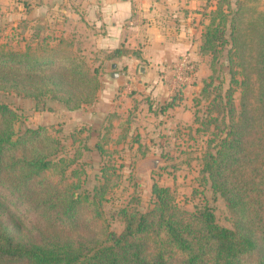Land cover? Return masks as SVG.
Here are the masks:
<instances>
[{"label": "trees", "instance_id": "16d2710c", "mask_svg": "<svg viewBox=\"0 0 264 264\" xmlns=\"http://www.w3.org/2000/svg\"><path fill=\"white\" fill-rule=\"evenodd\" d=\"M212 6L199 51L212 56L214 72L228 67L230 84L223 92L213 73L202 89L215 93L206 117H197L198 130L208 133L199 175L226 201L233 226L220 224L209 205L181 207L169 186L155 182L151 208L120 209L121 232L106 219L100 234L89 232L81 207L88 202L94 217H103L108 182L93 194L78 192L77 157L61 155L60 141L44 126L23 128L18 111L0 101V264H252L246 258L253 253V264H264V8L258 0H212ZM37 38L24 49L0 46V92L69 110L95 102L104 62L95 66L64 38ZM128 53L119 47L105 57ZM182 100L179 94L161 108ZM50 170L56 180H48ZM108 172L102 168L107 181ZM23 207L37 212L30 221L37 234H20Z\"/></svg>", "mask_w": 264, "mask_h": 264}, {"label": "rangeland", "instance_id": "374dc122", "mask_svg": "<svg viewBox=\"0 0 264 264\" xmlns=\"http://www.w3.org/2000/svg\"><path fill=\"white\" fill-rule=\"evenodd\" d=\"M258 1L260 8H264V0ZM173 2L177 5L170 10L169 7L164 9V18L169 19L171 24L182 23L181 20L186 19L188 24L184 26L182 23L180 29L184 28V32L192 38L199 36L201 29L202 34L209 22L208 14L211 10L206 5L212 4V0ZM190 4H193L192 7H184ZM201 4L202 9L199 7ZM179 8L181 13L177 11ZM196 8H199L197 15L193 12ZM8 10H11L10 4L7 12L0 11V46L19 50L24 49L27 42H36L35 30L30 31L31 36L25 42L23 38L26 29L19 23L13 24L10 14L15 9ZM196 22H200V26L195 25ZM176 30L161 29L169 32ZM46 32L44 31L43 36ZM169 36L171 35L168 34ZM200 45L201 41L199 46L190 42L185 50L160 62L147 58L135 61L125 58L118 61L116 69L130 72V78L120 77L121 84L115 87L110 85L113 82L110 75L112 63L105 62L103 68L100 67L103 88L98 93V99L76 110H69L63 104L51 100L43 107L31 98L0 92V101L8 102L20 114L23 128L44 126L60 141L61 155L77 157L72 167L81 170L82 187L78 192L93 194L103 183L108 182L106 199L102 205L103 217L95 218L88 202H84L85 205L81 207L82 218L89 220V232L100 234L105 219L110 222L111 229L121 232L125 222L120 209L125 206L141 211L151 208L155 202L152 192L155 182L169 186L181 207L192 211L202 205H209L220 224L233 226L226 201L200 179L201 154L208 133L198 130L202 125L197 121V117H206L210 99L215 93L213 87L212 94L202 93L206 82L210 81V75L214 73V84L223 82L222 91L225 92L230 84V74L228 67L214 72L212 56L202 55ZM79 47L82 48V45ZM85 55L91 62L94 59L92 63L95 66L100 63L94 49L87 50ZM183 56H187L194 65L187 80L177 78L176 68ZM140 67H143L142 73L139 71ZM179 94H183L179 105L162 110L161 105ZM240 96V89H237L234 94L237 103ZM97 142L103 145V152L96 146ZM105 166L109 169L108 174H111L108 181L102 174ZM46 173L48 180L58 178L53 170ZM72 179L69 177V181ZM21 210L25 224H21L20 234H37L38 230L32 229L34 224H30L31 220L37 218V212L27 211L24 207ZM81 232L89 234L86 229ZM257 256L258 253H253L246 259L253 258V264Z\"/></svg>", "mask_w": 264, "mask_h": 264}, {"label": "crops", "instance_id": "0c3cea01", "mask_svg": "<svg viewBox=\"0 0 264 264\" xmlns=\"http://www.w3.org/2000/svg\"><path fill=\"white\" fill-rule=\"evenodd\" d=\"M9 4L11 10L15 9L10 14L13 24L19 23L26 29L25 42L31 36L30 31L35 30L36 40L47 31L45 35L51 34L55 38L53 43L64 38L77 46L81 44L84 53L94 49L99 62L112 63L110 75L113 82L110 85L114 87L121 84L120 77L130 78V72L116 69L118 61L147 58L160 62L185 50L190 42L199 46L201 41L202 29L199 36L193 38L184 32V28L180 29L182 23L184 26L188 24L186 19L181 20L182 23L171 24L169 19L164 18V9L169 7L170 10L177 5L173 0H0V11L7 12ZM206 7L213 6L207 3ZM198 9L193 11L195 15ZM177 11L181 13V8ZM194 24L200 26V22ZM161 29L177 30L169 32ZM168 34L171 36L168 37ZM119 47L129 49L130 53L116 59L105 57L106 53ZM139 71L142 73L143 67Z\"/></svg>", "mask_w": 264, "mask_h": 264}, {"label": "built area", "instance_id": "2783aa9c", "mask_svg": "<svg viewBox=\"0 0 264 264\" xmlns=\"http://www.w3.org/2000/svg\"><path fill=\"white\" fill-rule=\"evenodd\" d=\"M194 65L191 63V61L188 59L187 56H183L181 58L179 64L177 65V78L180 80H187L188 76H190L188 73L193 72ZM185 71H187V74H185Z\"/></svg>", "mask_w": 264, "mask_h": 264}, {"label": "water", "instance_id": "95a60500", "mask_svg": "<svg viewBox=\"0 0 264 264\" xmlns=\"http://www.w3.org/2000/svg\"><path fill=\"white\" fill-rule=\"evenodd\" d=\"M142 69H140V71H141Z\"/></svg>", "mask_w": 264, "mask_h": 264}]
</instances>
